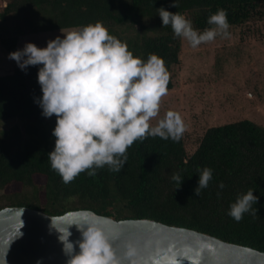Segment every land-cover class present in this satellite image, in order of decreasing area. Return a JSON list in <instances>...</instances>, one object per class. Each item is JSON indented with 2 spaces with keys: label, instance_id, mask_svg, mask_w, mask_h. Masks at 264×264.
Here are the masks:
<instances>
[{
  "label": "trees",
  "instance_id": "obj_1",
  "mask_svg": "<svg viewBox=\"0 0 264 264\" xmlns=\"http://www.w3.org/2000/svg\"><path fill=\"white\" fill-rule=\"evenodd\" d=\"M263 5L264 0H177L176 8L170 0H6L0 8V42L10 53L29 33L101 21L134 55L161 56L170 90L182 38L162 25L159 7L189 13L193 27L202 31L218 8L227 10L230 25H238L260 14ZM38 67L0 75V209L26 205L62 214L88 208L116 218H153L264 250V125L244 118L211 126L191 154L185 134L178 142L148 136L127 149L119 171L105 165L94 176L85 171L65 183L48 158L56 117H44L35 102L42 95ZM14 118L20 123L2 128ZM206 166L213 179L197 196L198 169ZM173 173L183 178L179 187ZM249 188L259 199L237 222L228 215L229 206Z\"/></svg>",
  "mask_w": 264,
  "mask_h": 264
},
{
  "label": "clouds",
  "instance_id": "obj_2",
  "mask_svg": "<svg viewBox=\"0 0 264 264\" xmlns=\"http://www.w3.org/2000/svg\"><path fill=\"white\" fill-rule=\"evenodd\" d=\"M170 2L177 7V0ZM158 14L163 26L170 25L174 35L193 48L230 35L224 8L209 15V27L202 31L195 29L184 13L161 6ZM61 32L62 36L49 39L46 46L25 42L22 48L11 51L9 58L22 70L39 66L37 82L42 95L35 102L44 117H56L52 129L56 139L48 158L63 182L69 183L85 171L94 176L96 169L105 165L119 171L127 160V149L137 140L148 136L176 142L181 139L186 130L182 115L169 109L160 116L161 99L168 93L170 79L161 56L134 55L127 42L111 34L101 21ZM198 172L193 190L197 196L213 179V169L206 166ZM171 178L178 187L183 180L178 173ZM218 187L222 189L224 183L219 182ZM254 193L249 188L238 194L228 215L239 222L253 203L257 204L259 197ZM77 227L82 239L75 243L69 240V228L66 235L57 230L68 257L66 264H118L112 242L102 229Z\"/></svg>",
  "mask_w": 264,
  "mask_h": 264
},
{
  "label": "water",
  "instance_id": "obj_3",
  "mask_svg": "<svg viewBox=\"0 0 264 264\" xmlns=\"http://www.w3.org/2000/svg\"><path fill=\"white\" fill-rule=\"evenodd\" d=\"M87 224L110 238L118 264H264V250L191 227L116 218L88 208L51 214L26 205L0 209V264H66L58 231L66 235L69 228L75 243L82 239L77 225Z\"/></svg>",
  "mask_w": 264,
  "mask_h": 264
},
{
  "label": "rangeland",
  "instance_id": "obj_4",
  "mask_svg": "<svg viewBox=\"0 0 264 264\" xmlns=\"http://www.w3.org/2000/svg\"><path fill=\"white\" fill-rule=\"evenodd\" d=\"M5 4L6 0H0V8ZM185 15L190 18L189 13ZM228 31L227 37L218 36L196 48L182 38L180 61L173 68L174 86L161 99V117L169 109L182 115L189 154L211 126L244 118L264 125V5L260 14L248 22L230 25ZM57 35H63L61 29L29 33L20 38L18 48L28 41L46 46ZM16 67L17 62L9 58L0 42V75ZM15 123L20 120H5L2 128Z\"/></svg>",
  "mask_w": 264,
  "mask_h": 264
}]
</instances>
